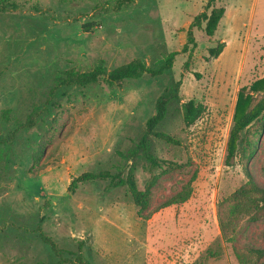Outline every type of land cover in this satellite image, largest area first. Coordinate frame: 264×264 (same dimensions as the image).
<instances>
[{
    "label": "rangeland",
    "instance_id": "1",
    "mask_svg": "<svg viewBox=\"0 0 264 264\" xmlns=\"http://www.w3.org/2000/svg\"><path fill=\"white\" fill-rule=\"evenodd\" d=\"M206 4L0 0V264H55L38 227L63 256L91 264H241L237 253L264 248V217L243 218L224 236L218 213L231 218L227 200L246 183L245 164L264 187V113L242 134L248 162L238 156L225 164L238 92L264 77V0H214L225 14L212 37L205 22L190 26ZM90 23L96 26L87 32ZM220 42L223 51L210 57ZM172 52V68L155 77L58 87L68 69L103 61L112 70L134 59L157 68ZM176 82L180 98L157 129L180 145L149 137L141 146L157 99ZM189 100L205 111L187 127L182 105ZM29 118L34 124L21 128ZM87 171L124 177L131 171L140 191L157 178L140 210L128 189L109 187V179L69 190ZM194 174L190 197L168 204Z\"/></svg>",
    "mask_w": 264,
    "mask_h": 264
},
{
    "label": "trees",
    "instance_id": "2",
    "mask_svg": "<svg viewBox=\"0 0 264 264\" xmlns=\"http://www.w3.org/2000/svg\"><path fill=\"white\" fill-rule=\"evenodd\" d=\"M214 0H207L205 10L194 18L191 23V27H200L202 22H205L204 32L208 37L214 36L217 31L218 25L225 14L223 7L213 6ZM13 8H16L13 6ZM211 11L208 13V9ZM5 8L0 7V11H4ZM95 23L86 24L83 26L85 31H90L95 27ZM188 41L193 43L192 31H188ZM224 43L220 42L215 47L209 49L210 57H218L223 51ZM187 44L183 50L186 51ZM176 53H170L165 61L157 68H152L146 65L140 59H134L126 64L120 65L112 70H107L101 61L99 65L86 70L68 69L60 73L58 78V87H88L90 85L104 82L109 86H120L127 79H139L145 74H149L153 77L163 74L166 70H169L173 66V61ZM180 82H176L173 86L167 87L163 94L157 99L156 111L148 118L145 124V132L141 138L140 145L145 147L147 139L153 137L166 142L171 145H180V142L173 136L159 131L158 126L166 119L168 106L173 100H178L179 97ZM260 95V96H258ZM183 122L185 126H192L204 113V107L201 104H197L194 100H189L182 105ZM7 111H5V114ZM264 113V77L254 81L252 84L242 87L237 95L235 110L233 115V124L229 132V137L226 145L225 164L232 166L235 159L240 156L242 162L247 163L251 155L248 150L240 148V144L243 142L242 134L257 122ZM34 123L29 118L21 128L32 126ZM43 147L39 145L38 150L33 154L35 164L39 162L41 151ZM152 165L158 164V160L155 157L150 156L148 158ZM247 181L245 184L237 188L234 193L227 200V203L231 206V218L224 220L223 215L220 216V227L224 236H229L240 220L247 218L249 221H257L264 217V187L259 185L250 174L246 164L244 165ZM264 177V166L261 170ZM157 177H153L150 181L146 191H140L137 187V183L134 174L129 171L126 176L120 174H111L109 172H83L82 174L74 177L69 185V190L76 189L80 184L88 181L109 179V187H126L130 192L134 203L144 210L147 207V193L154 185ZM194 174L190 180V183L185 189L169 201L168 204H178L185 202L191 195L192 186L191 183L195 180ZM39 236L42 241L50 245L52 252L58 258L55 264H91L82 258L81 255H77L74 258L65 257L62 255V251L56 246V244L47 236H45L40 227L37 228ZM238 259L241 264H248L257 262L264 258V248H250L246 255L237 253ZM254 260V261H253ZM42 264V263H41Z\"/></svg>",
    "mask_w": 264,
    "mask_h": 264
}]
</instances>
